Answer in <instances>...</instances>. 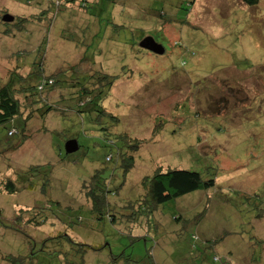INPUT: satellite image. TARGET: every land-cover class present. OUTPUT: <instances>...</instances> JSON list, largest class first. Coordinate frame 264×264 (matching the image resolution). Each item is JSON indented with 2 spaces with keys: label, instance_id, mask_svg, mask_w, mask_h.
Wrapping results in <instances>:
<instances>
[{
  "label": "rangeland",
  "instance_id": "obj_1",
  "mask_svg": "<svg viewBox=\"0 0 264 264\" xmlns=\"http://www.w3.org/2000/svg\"><path fill=\"white\" fill-rule=\"evenodd\" d=\"M59 2L0 0V86L41 66L45 79L61 73L53 89L54 79L29 81L52 90L44 97L53 110L29 121L23 137L6 136L21 120L0 127V177L19 189L0 194L11 226L0 229L1 254L19 256L16 264L81 256L86 264H264V0ZM7 13L38 19L18 32L3 23ZM146 37L164 53L142 49ZM104 74L117 79L100 103L114 119L78 112L74 82L92 88ZM117 134L140 142L126 175ZM69 140L79 148L66 155ZM166 169L207 171L215 186L133 222L127 207L143 199L141 179ZM34 207L55 218L39 227L28 216L15 222ZM69 241L103 248L80 252ZM1 254L0 264H11Z\"/></svg>",
  "mask_w": 264,
  "mask_h": 264
},
{
  "label": "trees",
  "instance_id": "obj_2",
  "mask_svg": "<svg viewBox=\"0 0 264 264\" xmlns=\"http://www.w3.org/2000/svg\"><path fill=\"white\" fill-rule=\"evenodd\" d=\"M66 3L71 4L74 0H64ZM238 2L246 5V6H254L259 3L260 0H237ZM58 7L61 5L59 0H57ZM87 7V5H84ZM38 17H25L18 16L15 17L14 21L11 23H5L8 29H16L18 32H22L24 30V26L28 24L31 20H37ZM9 32L7 31L6 34ZM44 43L40 44L38 50H36V57L41 60L43 57L44 51ZM42 45V46H41ZM42 66L40 69H37V72H31L28 78L20 77L19 75H15L13 73L9 75L8 82L5 85L0 86V127L5 126L6 124L21 120V125L19 128L12 127L7 128L6 136L8 138L14 137L16 135H20L23 137V132L26 128V125L29 121H31L35 116L44 114H48L53 110V107L49 105L47 99L44 97L51 93L52 90L47 89L46 91L38 90V85L32 84L29 81L35 76L39 77L38 83L49 84L53 82L54 84L50 86L53 89L55 84H59V81L56 74L61 73H53V75H49L44 78ZM116 76L102 75L95 80L92 84V88L87 87L83 82L75 81L77 85V96L79 97L77 100L79 102L78 112H89L102 115H107L114 119L113 116L106 113L103 110V107L100 103L105 100L110 95V90L116 81ZM74 81V80H73ZM26 83V84H25ZM20 86L18 89L15 86ZM27 86V87H25ZM81 104V105H80ZM89 107V109H88ZM99 109L98 111H96ZM102 115H97L102 116ZM11 131H14L11 133ZM156 131H153L154 135ZM11 136V137H10ZM115 137L116 142H121V146L118 149V156L121 159L120 166L123 168V175H126L134 166V157L128 152H136L140 148V142L137 139H130L127 135L117 134ZM115 142V141H114ZM122 149H125L124 151ZM66 154V153H65ZM68 155V154H66ZM39 167H31V170H38ZM98 175H94L92 179L96 180ZM99 180H97L98 182ZM141 185L145 190V194L143 199L134 201L133 203H129L128 207L130 210H133L131 213V219L135 222L140 214L143 212L153 213L154 209L163 203L168 201L175 200L180 196H183L189 192L196 191L199 189H210L215 186V177L214 175L207 173V171H193L188 169H166L162 172V170H158L154 172L151 177H143L141 179ZM101 186H105V182H101ZM18 186L12 179L8 177H0V194L6 192L8 194H14L18 192ZM92 191L89 190V193ZM91 207L95 208L98 206V200L93 194H91ZM89 198V197H88ZM137 210V213L134 212ZM48 209L44 207H34L32 208L28 214L27 210L20 209L15 215V222H21L22 219L26 216L29 219L31 224H36L35 227H39L46 223L50 218H55L47 215L43 212H47ZM36 215V216H35ZM28 222V220H27ZM5 227L6 229H10L11 226H7L3 221V210L0 208V229ZM14 230V229H13ZM64 235H57L52 238H44L41 242L45 246L48 242H56L57 239L62 238ZM137 238V237H136ZM193 240H196L195 236L192 237ZM74 247L76 251L82 252L84 248L85 251L93 250L94 252L101 251L103 246L100 247H92L90 245L81 244L78 242L69 241ZM59 244V243H58ZM78 247V249H76ZM43 251V248L41 249ZM1 254V252H0ZM2 259L10 262L11 264H16L17 260L20 258L13 257L11 255L1 254ZM111 260H115L112 257L110 251ZM72 264H86L83 256L79 257V259L72 262Z\"/></svg>",
  "mask_w": 264,
  "mask_h": 264
},
{
  "label": "water",
  "instance_id": "obj_3",
  "mask_svg": "<svg viewBox=\"0 0 264 264\" xmlns=\"http://www.w3.org/2000/svg\"><path fill=\"white\" fill-rule=\"evenodd\" d=\"M14 16L10 15V14H4L2 17V21L3 23H11L14 21ZM139 46L142 49H146L147 51H150L152 53L161 55L164 53L165 49L164 47L157 43L152 37H146L144 38ZM79 148L78 143L76 140H69L66 142L65 144V153L66 154H71L74 153L75 151H77Z\"/></svg>",
  "mask_w": 264,
  "mask_h": 264
},
{
  "label": "built area",
  "instance_id": "obj_4",
  "mask_svg": "<svg viewBox=\"0 0 264 264\" xmlns=\"http://www.w3.org/2000/svg\"><path fill=\"white\" fill-rule=\"evenodd\" d=\"M14 132V131H11V133Z\"/></svg>",
  "mask_w": 264,
  "mask_h": 264
}]
</instances>
